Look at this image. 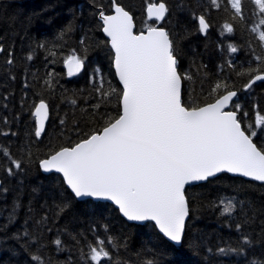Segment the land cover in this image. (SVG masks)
I'll return each instance as SVG.
<instances>
[{
  "label": "trees",
  "instance_id": "obj_1",
  "mask_svg": "<svg viewBox=\"0 0 264 264\" xmlns=\"http://www.w3.org/2000/svg\"><path fill=\"white\" fill-rule=\"evenodd\" d=\"M159 2L117 0L132 14L136 31L159 25L170 33L182 76L185 106H201L227 91H239L238 102L247 113L246 117L240 113L242 125L254 128L255 116L264 115V81H256L251 89L243 91L250 79L264 73V45L258 39L259 33L251 31L256 26L264 30V25H259L261 14L254 0H242V17L235 14L230 0H217L216 5L211 0H164L170 11L158 22L147 16L146 7ZM112 6V0H0V47L3 48L0 51V146L7 149V154L0 151V184L7 189L0 191V224L5 223L4 217L11 219L10 212L16 214L7 231H0V264H34L31 256L35 247L29 249L22 236L12 239L18 230L23 232L30 209L34 219L51 216L44 229L47 247L42 258L50 259L52 264H63L69 257V264H85L79 258L82 253H88V245H95L98 239L107 236L127 245L112 250L126 264H145L156 258V250L167 253L156 258L157 264H249L253 259L264 262L261 235L264 226L260 223L264 215H258L252 224L243 225L242 232L235 227L243 219L239 215L242 207L239 201H255L257 207H264V183L225 172L185 188L190 214L178 246L165 239L152 222H128L109 202L77 199L71 210L66 209L59 217L53 214L55 210L50 207L53 198L58 203L63 193L71 195V191L59 173H43L39 161L101 130L108 117L119 114L116 96L107 107H91L102 99L94 92V85L99 86L98 78L93 79L97 69L103 74L105 90L121 89L112 66L113 52L98 17L101 9L110 13ZM200 15L210 25L206 33L198 30ZM69 23L74 30L61 35V29ZM225 23L233 25L232 34L224 32ZM41 43L47 47H39ZM229 45L238 47L237 53H231ZM10 53L14 60L11 66L7 64ZM29 54L33 59H27ZM72 55L84 64L69 75L64 64ZM185 73L189 79H183ZM48 80L54 87H49ZM217 83L221 87L214 93L212 89ZM41 99L49 105V116L45 132L36 138L34 108ZM72 99H76V105L70 103ZM5 132L8 134L4 135ZM253 141L264 149V133ZM12 159L26 160L24 171L15 169ZM8 168L17 174L9 176ZM229 199L237 203L236 211L230 216L222 214L221 203ZM17 200L22 207L14 209ZM45 202L48 209L41 208ZM32 226L30 220L27 227ZM244 234L260 242L239 253L229 251L243 245ZM58 236L66 245L65 251H57L52 243ZM219 248L225 252L219 253Z\"/></svg>",
  "mask_w": 264,
  "mask_h": 264
},
{
  "label": "snow or ice",
  "instance_id": "obj_2",
  "mask_svg": "<svg viewBox=\"0 0 264 264\" xmlns=\"http://www.w3.org/2000/svg\"><path fill=\"white\" fill-rule=\"evenodd\" d=\"M211 3L216 5L217 0H211ZM254 3L261 14L259 25H264V0H254ZM230 4L235 14L242 17V0H230ZM112 5L114 14L106 15L101 9L99 17L103 21V32L110 38L111 49L114 50L115 72L122 89L109 87L105 90L103 74L97 69L93 79L98 78L99 86L94 85V92L102 99L91 107H107L112 97L116 96L120 109L118 118L108 117L102 130L92 132L72 146L61 147L39 161L44 172L54 170L61 173L64 184L71 190V195L63 193L58 203L53 198L50 207L55 210L53 214L59 217L66 209L71 210L77 199H105L111 201L128 221L154 222V227L164 237L179 244L185 231L186 217L190 214L186 185L208 181L223 172L264 182V149L253 142L254 138L264 133V115L255 116L254 128L243 126L240 116L243 104L238 102L239 91H227L214 103L204 106H185L182 102V76L178 72L179 62L170 33L163 27L149 26L147 34H135L130 12L117 0H112ZM96 7L100 8L99 5ZM169 11L164 0L158 4L150 3L147 8L148 17H155L157 21L164 20ZM198 20L199 32L206 33L210 25L205 16L200 15ZM223 29L228 34L234 31L231 23H225ZM73 30L69 23L60 34ZM251 31L259 33L258 39L264 45V30L256 26ZM39 47L45 48L47 44L41 43ZM0 51H3L2 47ZM229 51L237 53L238 47L229 45ZM27 59H33L32 55L29 54ZM7 64H14L11 53ZM65 64L69 67L68 74L73 75L72 68L79 71L84 62L72 55ZM48 75L50 77L51 73ZM183 79H189L187 73ZM256 81H264V74L250 79L243 91L251 89ZM46 83L54 87L51 80ZM220 87L221 84L217 83L212 92H217ZM7 98V95L3 97ZM70 103L76 105L77 101L72 99ZM229 105L232 110L226 111ZM34 115L35 137L41 138L49 116V105L43 99L35 106ZM104 115L107 116V113ZM243 116L246 117L247 113L243 112ZM4 122L7 123V118ZM60 123L64 124V121ZM76 131H79L78 125ZM0 151L7 154V149L2 146ZM26 162L24 159L11 160L14 168L20 171H24ZM6 171L9 176L17 174L13 168ZM0 191H7L3 184H0ZM221 203L222 214L230 216L237 209L233 199L222 200ZM238 203L242 206L239 215L243 219L235 227L242 232L243 225L252 224L258 215H264V207H257L255 201ZM20 207L22 205L17 200L13 208ZM41 208L48 209L47 202ZM9 216L11 219L4 217L5 223L0 224V231L6 232L13 224L15 211ZM50 219L51 216L34 219L30 209L23 232L18 230L13 234L12 239L22 236L26 238L29 249L35 247L36 251L31 256L34 264H52L50 259L42 258V251L47 247L44 229ZM30 220L33 222L31 229L27 227ZM260 223L264 226V220ZM103 227L107 229V225ZM261 235L264 237V231ZM242 239L243 245L229 251L239 253L245 247L260 242L250 239L247 234ZM52 243L57 251L66 250L59 236ZM119 248H127V245L120 243L116 237L107 236L106 239H98L95 245L89 244L88 253H82L79 259L85 264H126L112 251ZM217 251L224 253L225 249ZM166 254V250H156V258ZM156 258L147 260L145 264H157ZM70 260L71 257L63 264H69ZM249 264L264 262L253 259Z\"/></svg>",
  "mask_w": 264,
  "mask_h": 264
},
{
  "label": "water",
  "instance_id": "obj_3",
  "mask_svg": "<svg viewBox=\"0 0 264 264\" xmlns=\"http://www.w3.org/2000/svg\"><path fill=\"white\" fill-rule=\"evenodd\" d=\"M160 3V2H159ZM156 4H158V3H156ZM147 8H148V6L146 7V14H147ZM126 10V9H125ZM106 15H111V14H114V8H113V6H112V10H111V12L110 13H105ZM131 14V13H130ZM132 15V14H131ZM147 16H148V14H147ZM98 17H99V14H98ZM99 19H100V17H99ZM151 19H155V17H152ZM156 20V19H155ZM100 21H101V23H102V32H103V21L100 19ZM157 21V20H156ZM161 21V20H160ZM160 21H158V22H160ZM133 23H134V20H133ZM152 27H162V26H159V25H155V26H152ZM164 28V27H163ZM165 29V28H164ZM166 30V29H165ZM133 31H134V33L135 34H140L141 32H143L144 34H147V28L145 29V30H143V31H136L135 30V23H134V28H133ZM103 34H104V36L108 39V42H109V46H110V48H111V44H110V38L107 36V34L106 33H104L103 32ZM112 52H113V60H112V66H113V70H114V73H115V77H116V79H117V82L119 83V85H120V87H121V89H122V85L120 84V82H119V78H118V76L116 75V72H115V67H114V50H112ZM64 66H65V70H66V72L67 73H69V67L66 65V64H64ZM75 71H76V69H75V67H73L72 68V72H73V74L75 73ZM259 74H264V73H259ZM256 75H258V74H256ZM181 87H182V81H181ZM231 91H235V90H231ZM227 92H225L224 94H222V95H225ZM219 98V97H218ZM218 98H216V99H218ZM215 99V100H216ZM215 100L214 101H212V102H209V103H214L215 102ZM40 101H38L37 102V104L39 103ZM36 104V105H37ZM207 104V103H206ZM206 104H203V105H201V106H204V105H206ZM230 108V105L228 106V107H226V111L227 110H232V109H229ZM34 113H35V108H34ZM118 118V117H117ZM35 121H36V116H35ZM46 122H47V120L45 121V125H46ZM102 130V129H101ZM254 142V141H253ZM78 143V142H77ZM68 147V146H67ZM59 150V149H58ZM58 150H56V151H58ZM52 154V153H51ZM47 158V157H46ZM45 159V158H44ZM41 169V168H40ZM41 171L43 172V173H49V172H44L43 171V169H41ZM50 172H55L54 170L53 171H50ZM225 173H227V172H225ZM61 176H62V174L61 173H59ZM220 174V173H219ZM227 174H230V175H235V176H240V177H243V176H241V175H239V174H234V173H227ZM218 175V174H217ZM62 178H63V176H62ZM243 178H245V179H249V180H252L251 178H249V177H243ZM203 182H205V181H203ZM259 182V181H258ZM198 183H202V182H195L194 184H198ZM262 183H264V182H262ZM194 184H192V185H194ZM66 185V184H65ZM187 186H189V185H186V187ZM70 190V189H69ZM71 191V190H70ZM84 199H86V198H84ZM91 199H94V200H98V201H103V202H109V203H111V204H113L111 201H108V200H105V199H96V198H91ZM80 200V199H79ZM113 206L114 207H116L114 204H113ZM120 215L123 217V215L120 213ZM125 220H127V218L126 217H123ZM187 218L188 217H186V220H185V224H186V221H187ZM128 221V220H127ZM128 222H133V221H128ZM133 223H137V224H143V223H145V222H133ZM153 224H154V222H152ZM157 229V228H156ZM158 230V229H157ZM158 232H159V230H158ZM160 233V232H159ZM162 236H163V234L162 233H160ZM184 234V233H183ZM164 237V236H163ZM165 239H167L166 237H164ZM168 240V239H167ZM169 241V240H168ZM169 242H171V241H169ZM172 244H174V245H176V246H178V245H180V243L179 244H176L175 242H171Z\"/></svg>",
  "mask_w": 264,
  "mask_h": 264
},
{
  "label": "bare ground",
  "instance_id": "obj_4",
  "mask_svg": "<svg viewBox=\"0 0 264 264\" xmlns=\"http://www.w3.org/2000/svg\"><path fill=\"white\" fill-rule=\"evenodd\" d=\"M75 74V73H74Z\"/></svg>",
  "mask_w": 264,
  "mask_h": 264
}]
</instances>
